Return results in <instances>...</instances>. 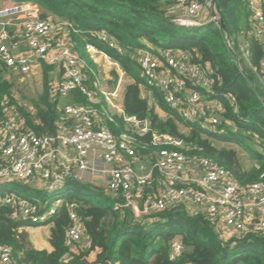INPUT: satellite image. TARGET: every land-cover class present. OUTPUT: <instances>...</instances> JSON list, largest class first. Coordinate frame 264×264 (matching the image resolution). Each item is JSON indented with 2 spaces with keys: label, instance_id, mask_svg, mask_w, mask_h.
Wrapping results in <instances>:
<instances>
[{
  "label": "built area",
  "instance_id": "2783aa9c",
  "mask_svg": "<svg viewBox=\"0 0 264 264\" xmlns=\"http://www.w3.org/2000/svg\"><path fill=\"white\" fill-rule=\"evenodd\" d=\"M246 7L247 26L239 30L240 43L222 30L223 21L214 0H173L170 15L179 27L211 25L220 30L231 61L241 73L251 75L254 87L264 93V0H246ZM41 12L30 1L7 0L0 5V64L4 73L24 77L37 64L50 65L57 73L50 84V96L60 100L78 93L89 104L62 105L58 129L45 134L26 128L16 107H4L0 121V204L12 210L20 230L25 225L49 222L61 199L55 198L56 203L33 202L8 184L41 181L44 191L54 192L64 186L67 178L80 180L85 174L100 178L105 193L120 196L122 205L131 209L136 219L183 203L189 211L208 215L220 232H229L228 238H240L249 232L264 233V172L254 182L240 184L210 158L188 157L182 151L183 139L154 132L148 121L125 116L122 106L113 102L119 87L100 89L98 74L94 85L105 107L96 106L101 98L89 87L83 70L85 62L74 51L70 37L77 30L68 20L43 18ZM98 36L121 53L118 44L104 32ZM259 48L261 52L257 51ZM87 50L92 59L102 55L121 72L119 63L106 53L89 44ZM134 60L143 78L142 85L159 92L163 103L183 121L211 131L222 123L223 110L215 98L221 77L210 63L195 61L190 52L181 49L139 50ZM224 97L231 104L236 100L230 92ZM113 114L122 116L138 134L150 133L154 152L140 154L132 135L115 134L109 126L114 122ZM139 148L145 150L147 145L141 144ZM155 171L162 178L161 184L157 192L146 193ZM67 206L70 224L64 239L71 244L84 239L86 231L75 201ZM117 206L121 204L116 203ZM182 249L179 241H173L169 259L178 258ZM0 263L16 264L12 262L10 246L0 244Z\"/></svg>",
  "mask_w": 264,
  "mask_h": 264
},
{
  "label": "trees",
  "instance_id": "16d2710c",
  "mask_svg": "<svg viewBox=\"0 0 264 264\" xmlns=\"http://www.w3.org/2000/svg\"><path fill=\"white\" fill-rule=\"evenodd\" d=\"M30 1L42 10L41 17L50 16L68 20L77 30L70 35L74 51L81 57L89 87L94 85L98 74L87 45L106 53L122 67L133 82L126 85L122 97L125 116L148 121L154 132L167 133L183 139L182 151L188 156L206 157L227 170L240 184L257 180L264 172V93L257 91L251 75L246 76L231 61L220 30L206 25L201 28H183L175 25L170 15L173 0H12ZM226 31L230 36L247 26L246 0H214ZM242 26L237 25L242 22ZM104 32L122 49L121 53L110 48L98 34ZM181 49L191 53L192 59L208 62L221 77L215 98L222 107V123L214 131L202 129L183 121L154 90L158 106L168 113L163 119L154 105H149L140 95L143 82L134 55L139 50ZM257 51L261 52L259 48ZM199 57V60H198ZM257 58L255 62H257ZM43 64V63H42ZM52 66L43 64V89L31 99V108L22 106L13 97L11 81L3 79L5 69L0 64V121L7 105L16 107L25 127L37 134L54 133L62 116V104L50 96L51 81L48 77ZM117 76H115V81ZM97 92V91H96ZM232 93L235 102L229 103L225 93ZM103 101V97L97 92ZM262 96V99H260ZM69 103L85 104L83 95L72 94ZM109 126L115 134L121 132L134 137L140 154L154 152L151 134L140 135L122 116L113 114ZM182 121L189 132L179 131L177 122ZM219 142L237 143L256 161L246 170L239 163L233 148L217 147ZM247 142V143H246ZM146 144L142 150L139 145ZM157 171L146 193L157 192L161 184ZM55 215L44 224H51L49 242L51 251L37 250L30 246L27 234L19 229V221L12 217V210L0 204V244L12 248V262L16 264H264V233H246L240 238H225L217 223L201 211H189L178 203L150 216L134 217L131 209L124 207L120 196L105 193L103 187L67 178ZM34 202H42L43 191L32 189ZM45 195V194H44ZM75 201L86 237L67 244L64 231L70 224L68 203ZM116 203L121 206L116 207ZM43 225V224H40ZM179 241L182 252L175 260L169 259L170 246ZM2 264V263H0Z\"/></svg>",
  "mask_w": 264,
  "mask_h": 264
},
{
  "label": "rangeland",
  "instance_id": "374dc122",
  "mask_svg": "<svg viewBox=\"0 0 264 264\" xmlns=\"http://www.w3.org/2000/svg\"><path fill=\"white\" fill-rule=\"evenodd\" d=\"M5 2V0H0V5H2ZM243 21L240 23L238 22L237 25L240 27L242 26ZM232 40H235L237 43H240L242 41V36L238 32L233 33L230 35ZM102 55H96L94 60L97 63V71H98V79L100 81V89L109 91L113 89L114 87H119L118 88V93L114 97L113 102L116 104H119V99L124 92V89L126 85L130 84L133 82V79L126 75L125 72L123 71L121 67V72L117 70L114 66L109 65L106 61V59ZM43 64H37L33 67L32 72L28 74L27 76H19V75H14V74H6L4 73L3 79H6L8 81H11L13 84L11 92L13 97L16 99L17 102H19L22 106L28 108L29 110L33 109L31 108V99L37 98L40 93L42 92L43 89V71L41 70ZM115 76H117V79L115 81ZM48 77L49 80H53L54 78L57 77V73L54 72V68L49 70L48 72ZM52 82V81H51ZM142 86V96L148 99V104L149 105H154L155 108L157 109L160 117L165 119L168 116V113L166 111H162L160 107L158 106L156 100L154 99V92L150 90V95L147 94L148 92L146 91V88ZM179 131L185 135L188 134L189 129L188 127L185 126V124L182 121L177 122ZM215 145L217 147H227V148H233L237 152V157L239 160V163L241 164L242 167L244 168H250L253 167V165L256 163L254 159H252L249 154L243 150L237 143L234 142H219L215 139H213ZM247 143V142H246ZM80 181L92 183L95 186L98 187H103V183L101 181H93V177L89 175H81L79 178ZM31 184V183H30ZM8 187H13L15 188L16 193H20L23 196L30 197L33 196V191L31 188L25 185H21L18 183H10L7 185ZM44 189V188H43ZM64 190L63 189H58L56 191H44L43 195H40L42 199L47 200L48 202H53L56 203L55 198H59L63 194ZM222 236L225 238H228L230 235L229 232L222 233Z\"/></svg>",
  "mask_w": 264,
  "mask_h": 264
},
{
  "label": "crops",
  "instance_id": "0c3cea01",
  "mask_svg": "<svg viewBox=\"0 0 264 264\" xmlns=\"http://www.w3.org/2000/svg\"><path fill=\"white\" fill-rule=\"evenodd\" d=\"M7 1V0H5ZM60 19V18H59ZM102 57V56H101ZM95 58V57H94ZM94 63L97 65L95 60L93 59ZM142 84H140L139 89H140V95L142 94ZM144 87V86H143ZM146 88V87H145ZM146 91L148 92L147 94L150 95V90L146 88ZM142 96V95H141ZM122 97L123 93L119 99V105L122 106ZM145 98L144 96H142ZM100 98V97H99ZM147 99V98H146ZM86 100V98H85ZM71 101L70 98H65V99H60L59 102L64 105L66 103H69ZM148 101V99H147ZM103 101L101 100V103L96 104V106H100ZM85 104H89V102L86 100ZM161 109V108H160ZM162 110V109H161ZM157 111V109H156ZM163 111V110H162ZM158 112V111H157ZM147 166H149V162H145ZM254 166V165H253ZM244 168V167H243ZM251 168V167H250ZM249 168V169H250ZM248 170V168H244ZM93 181H101L100 178H93ZM92 184V183H91ZM28 186L31 189L37 190V191H43L44 185L41 181H35V183H31ZM50 227L51 224H43V225H25L22 230H24L27 234V239L29 241V244L32 248L37 249V250H46V251H51L53 248L49 242V235H50Z\"/></svg>",
  "mask_w": 264,
  "mask_h": 264
},
{
  "label": "water",
  "instance_id": "95a60500",
  "mask_svg": "<svg viewBox=\"0 0 264 264\" xmlns=\"http://www.w3.org/2000/svg\"><path fill=\"white\" fill-rule=\"evenodd\" d=\"M222 30H226L225 25L222 23Z\"/></svg>",
  "mask_w": 264,
  "mask_h": 264
}]
</instances>
